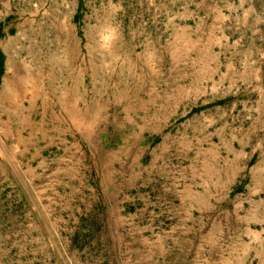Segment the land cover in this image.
Returning a JSON list of instances; mask_svg holds the SVG:
<instances>
[{"label": "rangeland", "instance_id": "obj_1", "mask_svg": "<svg viewBox=\"0 0 264 264\" xmlns=\"http://www.w3.org/2000/svg\"><path fill=\"white\" fill-rule=\"evenodd\" d=\"M7 34V75L34 46L35 127L0 130V264H264V182L185 144L156 163L189 120L230 142L251 94L264 112V0H0ZM85 64L92 139L60 174L63 142L41 124L49 104L66 115L62 73Z\"/></svg>", "mask_w": 264, "mask_h": 264}, {"label": "crops", "instance_id": "obj_2", "mask_svg": "<svg viewBox=\"0 0 264 264\" xmlns=\"http://www.w3.org/2000/svg\"><path fill=\"white\" fill-rule=\"evenodd\" d=\"M15 37V35L7 34L0 39V86L3 85V89H0V105L1 107L4 105L6 110L5 116L0 111V130L6 134V138L10 142L19 139L20 126L23 128H25L24 126L35 127L32 120L35 97L28 88L29 84L34 82V64L31 60L33 55L30 56L34 53V46L31 44L26 46V62H13L14 71L10 75L2 71L3 68H9L11 65L7 64V61H11L8 58L15 52ZM1 54L7 56L4 66L1 62ZM71 64L74 66V62ZM64 67H67L66 62ZM88 71H90V75ZM67 74V71L62 73V76H66L64 78L65 84H73L75 87H65L64 96L60 100L66 115L61 114L58 116L49 104L45 107L46 113L41 124L43 140H48L49 146L52 145L54 137L63 142L61 148L63 155H60L58 159V173L60 174L68 172L67 170L71 168L68 162L72 160L76 163L80 162L84 138L91 141V129H93L91 127L93 106L88 101L89 96L87 93L83 94L85 90L82 87L87 83H95L91 67L88 70V66L85 64L84 68L80 66L78 71ZM257 88L264 93L261 87L257 86ZM68 89H73V92H68ZM256 96V94L255 96L251 94L249 99H254L253 102L245 104L242 110L238 111V128L234 130L235 133L230 142H228V136L231 134L230 131L228 132L229 128L227 130V126L211 124L210 119L203 115L201 121L198 119L189 120L176 134L165 137L161 149L159 147L156 149V163L159 164L160 160V163L166 167L168 164L166 158L170 154L169 152L183 153L184 150L180 149V146L185 144L187 156L190 158L202 157L199 163L210 164L215 160L219 167L221 162L224 168L227 163L238 165V181L244 174H248V182H264V112L258 108L259 104ZM24 100L27 104L21 103ZM146 131V128L141 131L139 126V133L145 134ZM50 132H53L56 136L51 137ZM83 132L87 135L83 136ZM26 142L34 147L33 140L29 141L26 138ZM212 151L214 159L212 158ZM60 164L63 166H60ZM226 173L227 170L220 175L219 180L226 181L228 175ZM258 193L260 192L254 189L251 195H257ZM239 207L244 206L238 204Z\"/></svg>", "mask_w": 264, "mask_h": 264}]
</instances>
